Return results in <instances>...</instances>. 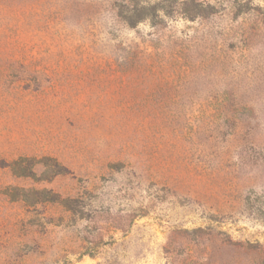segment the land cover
<instances>
[{
    "label": "rangeland",
    "instance_id": "rangeland-1",
    "mask_svg": "<svg viewBox=\"0 0 264 264\" xmlns=\"http://www.w3.org/2000/svg\"><path fill=\"white\" fill-rule=\"evenodd\" d=\"M0 264H264V0H0Z\"/></svg>",
    "mask_w": 264,
    "mask_h": 264
}]
</instances>
